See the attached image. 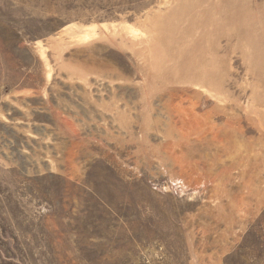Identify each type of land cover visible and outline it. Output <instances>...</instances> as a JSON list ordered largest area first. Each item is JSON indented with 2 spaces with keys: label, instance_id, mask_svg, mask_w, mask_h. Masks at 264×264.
Returning <instances> with one entry per match:
<instances>
[{
  "label": "rangeland",
  "instance_id": "1",
  "mask_svg": "<svg viewBox=\"0 0 264 264\" xmlns=\"http://www.w3.org/2000/svg\"><path fill=\"white\" fill-rule=\"evenodd\" d=\"M0 264H264V0H0Z\"/></svg>",
  "mask_w": 264,
  "mask_h": 264
}]
</instances>
